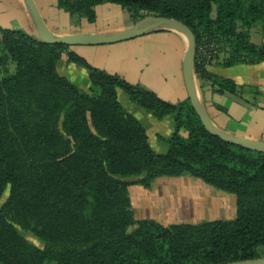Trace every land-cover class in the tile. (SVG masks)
Listing matches in <instances>:
<instances>
[{
  "label": "trees",
  "instance_id": "obj_1",
  "mask_svg": "<svg viewBox=\"0 0 264 264\" xmlns=\"http://www.w3.org/2000/svg\"><path fill=\"white\" fill-rule=\"evenodd\" d=\"M103 3L118 5L135 22L159 16L187 25L200 89L208 83L215 94L241 96L243 85L207 66L264 61V0H56L90 23ZM255 23L259 44L249 38ZM62 53L86 69L88 92L57 72ZM117 89L154 118L171 117L172 133L156 136L167 144L164 153L152 149ZM182 175L232 194L235 216L164 225L134 215L129 186L149 190L159 177ZM7 188L0 264H225L264 257V152L210 134L188 98L163 100L96 68L72 46L0 26V197Z\"/></svg>",
  "mask_w": 264,
  "mask_h": 264
},
{
  "label": "crops",
  "instance_id": "obj_2",
  "mask_svg": "<svg viewBox=\"0 0 264 264\" xmlns=\"http://www.w3.org/2000/svg\"><path fill=\"white\" fill-rule=\"evenodd\" d=\"M34 2L36 7L37 4L43 7V13L39 11L38 7L37 9L47 30L55 36L68 34L111 35L133 26L128 14H126L127 21L122 25L121 21H115V17H121V8L112 3H103L95 7L96 19L94 22L90 23L86 19L80 18L74 25L71 23V16L57 8L56 0H38V3L34 0ZM0 14L5 16L0 21L2 28H24L29 35L38 39L33 19L23 0H0ZM53 22L57 24L51 25ZM163 27L169 28L170 26ZM72 47L77 54L87 59L96 68L117 74L130 83L139 84L152 90L163 100L178 102L184 100L185 96L187 97L182 77V60L186 46L181 36L175 31H155L110 44L75 45ZM56 68L60 75L69 79L77 88L88 92L89 78L85 68L68 62L65 54H61ZM207 70L218 76L231 78L238 85L244 86L245 89L241 96L230 93L218 95L212 92L208 83H204L202 94L205 106L209 108L210 119L217 128L231 135L248 137L249 135L237 125H233L234 123H231L230 126L224 123V118H229V114L226 109L224 116L223 102L226 101L230 107L239 106L248 111L264 112V61L255 64H235L228 67L211 64L207 66ZM251 87H255L259 93H250L249 88ZM117 98L121 106L142 123L148 140L151 135H154L157 140V135L168 137V134L172 133L173 122L169 115L160 120L154 118L150 113L131 103L120 89H117ZM216 103L222 105L216 106ZM236 122L238 121L236 120ZM182 134L185 135V132ZM152 149L157 153L165 151L164 146L159 149L152 147ZM128 190L132 205L137 204V208L133 207V209L143 211L140 204L142 200L138 197L146 195L147 198L148 189H143L139 185H131ZM130 191L132 192L130 193ZM216 196L222 202V206L226 208L225 215L230 217L234 213V208L227 209L228 201L233 200L234 196L222 193H217ZM143 215L144 213L140 217L142 218Z\"/></svg>",
  "mask_w": 264,
  "mask_h": 264
},
{
  "label": "rangeland",
  "instance_id": "obj_3",
  "mask_svg": "<svg viewBox=\"0 0 264 264\" xmlns=\"http://www.w3.org/2000/svg\"><path fill=\"white\" fill-rule=\"evenodd\" d=\"M35 1H37L38 3V0H35ZM37 7L39 11L43 13L42 12L43 7L39 4H37ZM59 10L62 11V9H59ZM126 14L128 13L125 10L121 9V17L119 18L115 17V21L117 20L121 21V25H122L123 23L127 21ZM212 15H214V10L212 12ZM4 18L5 16L0 14V21H2ZM70 20H71V23H74L75 25L78 22L77 21L78 17L76 15H71ZM130 20H131V24L134 25L135 21H133L132 19ZM56 24H57L56 22L51 23V25L53 26ZM141 27L146 29L145 33L155 32V31L158 32V31H164V30L175 31L181 36L185 46H187L188 44V40L186 36L180 31L173 29L172 27L165 28L161 26H153L149 22L143 23ZM157 28H164V29H157ZM249 37H250V41L253 43L262 42V35H261L259 23H255L254 25H252L249 31ZM107 44H110V43H107ZM97 45H100V44H97ZM198 50H202V48L199 47ZM196 53H197V49L195 51V57H196ZM194 77H195L197 92L199 95V101L210 119L209 108L205 106V103L203 100V94H202L203 88L202 89L199 88V81L197 79L195 72H194ZM249 92L254 94V89L252 87L249 88ZM186 98L187 97L185 96V99ZM215 105L221 106L222 104L216 103ZM222 109L224 110L223 111L224 116L226 114V109H228L227 112L229 114V118H224V123H226V125L230 126L231 123H234L233 125H237L238 128L242 129L245 133L249 135L248 137H251V138H248V137L246 138L264 141V112L263 111H248L245 108L241 109L239 106L230 107L228 106L226 101L223 102ZM236 120L238 122H236ZM164 133L166 132L164 131ZM169 135L170 134H168V136ZM148 141H149V144L154 149H159L162 146H164L165 151L167 150V144L159 140L157 141L154 135L153 136L151 135ZM199 182L200 184H196ZM200 185H202L203 188L205 189L207 188L209 192H212L214 194L205 192L200 187ZM131 192L132 191H130V193ZM147 192H148L147 198H146V195H139L138 197L142 200L140 204L143 207V211L134 210L135 208H137V204H134V206L132 205V207H134L133 209L134 215L137 218H141L140 215L144 213L142 218H145V217L152 218L164 225L165 224L167 225L173 222H186V221L197 222L199 220L206 219V218H209V219L231 218L235 216V203H234L235 198H233V200L231 199L230 202L228 201L229 207L227 209L233 207L234 213L230 217H227L225 215L226 208L222 206V202L219 200V198L216 195L217 193L218 194L219 193L228 194V193L217 190L214 187L205 184L200 179L192 178L187 175H182L179 177H159L156 180H154V182L152 183L151 189L148 190ZM7 196H8V188L5 189V191L0 197V205L6 200ZM211 198H212L213 204L215 203L214 205L211 204ZM215 214L216 216L214 217ZM211 217H214V218H211ZM22 233L24 234L27 240H29L36 246H40V247L42 246V243L38 241L31 233L24 232V231ZM262 251H264V249H262L261 252ZM261 256H263L262 253H261Z\"/></svg>",
  "mask_w": 264,
  "mask_h": 264
},
{
  "label": "water",
  "instance_id": "obj_4",
  "mask_svg": "<svg viewBox=\"0 0 264 264\" xmlns=\"http://www.w3.org/2000/svg\"><path fill=\"white\" fill-rule=\"evenodd\" d=\"M27 6L29 13L33 19L35 29L37 32V37L40 41L50 44H64V45H97V44H107L117 41H123L126 39L134 38L138 35H141L146 32V29L141 27L145 22L153 21V26H161L163 24H170L171 27L175 30L183 33L187 40L188 44L186 46L183 60H182V77L187 94V98L193 107L194 111L198 115L204 128L212 135L220 138L221 140L235 144L250 150L264 152V141L248 139L240 136H235L228 134L219 128H217L212 121L209 119L206 111L202 107L199 101V95L196 88V82L194 77V61H195V37L189 27L177 20L166 18V17H157V16H146L136 21L134 25L130 28L117 32L111 35H91V34H68L55 36L51 34L45 27L44 21L35 5L34 0H23ZM156 23V24H155ZM169 27V28H171ZM168 28V27H165ZM164 29V28H157ZM225 264H264V257L234 261Z\"/></svg>",
  "mask_w": 264,
  "mask_h": 264
},
{
  "label": "bare ground",
  "instance_id": "obj_5",
  "mask_svg": "<svg viewBox=\"0 0 264 264\" xmlns=\"http://www.w3.org/2000/svg\"><path fill=\"white\" fill-rule=\"evenodd\" d=\"M149 23L150 24H154V22L153 21H149ZM156 24V23H155ZM162 26H170L171 27V25L170 24H163Z\"/></svg>",
  "mask_w": 264,
  "mask_h": 264
}]
</instances>
